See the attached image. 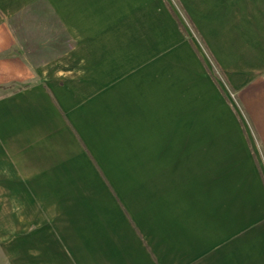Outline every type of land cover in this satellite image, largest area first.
I'll return each mask as SVG.
<instances>
[{"label":"crops","instance_id":"0c3cea01","mask_svg":"<svg viewBox=\"0 0 264 264\" xmlns=\"http://www.w3.org/2000/svg\"><path fill=\"white\" fill-rule=\"evenodd\" d=\"M176 3L186 23L167 0H0V230L25 260L264 264V0ZM44 7L65 45L35 62L11 22Z\"/></svg>","mask_w":264,"mask_h":264},{"label":"rangeland","instance_id":"374dc122","mask_svg":"<svg viewBox=\"0 0 264 264\" xmlns=\"http://www.w3.org/2000/svg\"><path fill=\"white\" fill-rule=\"evenodd\" d=\"M167 2L170 3V5L173 7L175 11H177L181 17V19L186 23L183 15L180 12V8L178 7L176 0H167ZM14 32L16 33V36L18 38V42L23 45H30V46H36L39 49L36 50L39 53L34 55L35 62H40L43 59H46L48 57H51L52 55H55L61 49L64 47V27L62 23L55 21V19L52 17V12L48 11L46 7L36 10V9H29L28 11L18 15L14 18V20L11 22ZM191 38L195 41L196 45L200 47L202 51V46L198 42L197 37L191 34ZM204 58L209 63L211 67V71L214 74L216 78H218L221 82L222 76L220 73L216 71V68L211 65L210 60L204 54ZM232 101L235 100V95L230 93L229 96ZM238 114L242 116L243 114L238 109ZM129 138L126 139V149L123 150V155L125 159V175H126V181H125V188H129L131 186V169L132 165L128 160H131L133 149L132 147V137L126 136ZM115 137H113V141L110 143V149H109V171L110 173L115 174L118 171V174H120V162H121V151L117 150L115 148ZM260 158V163L262 164V169L264 173V159ZM118 169V170H117ZM129 176V178H127ZM115 179V178H114ZM115 184V180L113 182ZM15 232V231H13ZM18 235H11V231H9V235L6 236L5 230H0V264H37V261L35 260L36 256L34 254L33 260L27 261L24 259L26 255L31 256L35 253L36 248L33 247H26L21 244L20 239ZM22 259H24L22 261Z\"/></svg>","mask_w":264,"mask_h":264}]
</instances>
